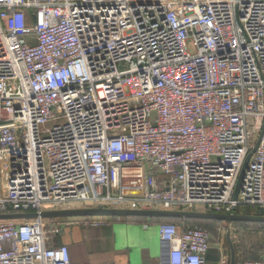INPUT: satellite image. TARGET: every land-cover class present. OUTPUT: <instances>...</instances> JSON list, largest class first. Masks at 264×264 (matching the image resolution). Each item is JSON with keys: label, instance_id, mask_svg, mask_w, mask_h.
<instances>
[{"label": "built area", "instance_id": "obj_1", "mask_svg": "<svg viewBox=\"0 0 264 264\" xmlns=\"http://www.w3.org/2000/svg\"><path fill=\"white\" fill-rule=\"evenodd\" d=\"M0 164V213L264 210V0H0ZM47 219L0 220V264H92ZM160 236L156 264L221 246Z\"/></svg>", "mask_w": 264, "mask_h": 264}, {"label": "crops", "instance_id": "obj_2", "mask_svg": "<svg viewBox=\"0 0 264 264\" xmlns=\"http://www.w3.org/2000/svg\"><path fill=\"white\" fill-rule=\"evenodd\" d=\"M2 168L6 174L4 165L0 164V175H3ZM6 188V183L0 180V195L6 192ZM162 222L169 221L141 216L83 217L76 224L62 227L61 233L55 236V244L68 245L71 259L76 263L156 264L164 247L160 236ZM212 239L221 246L211 247L206 264H218L222 253L231 259L227 234L221 233ZM234 247L236 262L254 259L260 251L248 253L237 242Z\"/></svg>", "mask_w": 264, "mask_h": 264}, {"label": "water", "instance_id": "obj_3", "mask_svg": "<svg viewBox=\"0 0 264 264\" xmlns=\"http://www.w3.org/2000/svg\"><path fill=\"white\" fill-rule=\"evenodd\" d=\"M260 142L258 138L252 151L246 158L243 165V169L236 186L235 198H237L240 191L242 177L247 164L256 151ZM39 216L43 218H58V217H91V216H118V217H154V218H179V219H198V220H219L228 222H246V223H258L264 224V215L253 214H241V213H219V212H207V211H191V210H160V209H121V208H104V207H89V208H76V209H60V210H47L42 213L33 211L18 212V213H0V220L16 219L26 220L34 219ZM227 239L231 247V264L236 263L235 247L231 238V232L228 231Z\"/></svg>", "mask_w": 264, "mask_h": 264}, {"label": "rangeland", "instance_id": "obj_4", "mask_svg": "<svg viewBox=\"0 0 264 264\" xmlns=\"http://www.w3.org/2000/svg\"><path fill=\"white\" fill-rule=\"evenodd\" d=\"M29 13V11H27ZM259 136V135H258ZM257 136V137H258ZM89 205L88 203L80 204V203H74L73 206H86ZM91 217H109V216H91ZM83 217L78 216H71V217H58L56 218V222L60 223L62 227H65L69 224H76L78 222V219ZM44 228L46 230H49L53 224V222L50 219L45 218L44 220ZM190 225L202 227L209 233L217 234V233H227V231L232 228L231 225H229L226 222H191ZM192 226V227H194ZM235 229V236L236 241L240 245L242 244L248 253H255L257 252L262 243H264V226L259 225L258 223H249L246 226L236 225L234 227Z\"/></svg>", "mask_w": 264, "mask_h": 264}, {"label": "trees", "instance_id": "obj_5", "mask_svg": "<svg viewBox=\"0 0 264 264\" xmlns=\"http://www.w3.org/2000/svg\"><path fill=\"white\" fill-rule=\"evenodd\" d=\"M235 212L236 213H241V214L264 215V210L263 209H261V208H259L257 206H250V205H242V206H239V207H237L235 209ZM163 219H165L166 221H169V222L179 223V224L183 225L186 228L194 226V225H190L191 222H204V221H206V222H217V223H219V222H226V223H228L229 225L232 226V228H230L228 231L231 232V238H232V241H233L234 244L237 242L236 241L234 227L236 225L246 226L247 224H249V223H246V222H239V221H236V222H228V221H219V220H198V219H186V218H184V219H179V218H163ZM259 225L264 226V224H259ZM219 234L221 235V233L212 234L210 232L211 237L212 236L214 237V236L219 235ZM225 234H227V233H225ZM263 244L264 243H262V245ZM262 245L260 247V251H259L258 257H255L254 259H258L260 257Z\"/></svg>", "mask_w": 264, "mask_h": 264}]
</instances>
